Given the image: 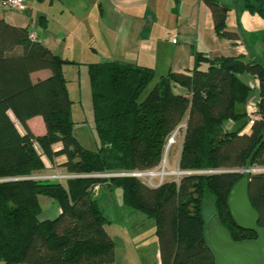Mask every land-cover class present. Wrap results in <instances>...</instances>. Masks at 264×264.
Returning a JSON list of instances; mask_svg holds the SVG:
<instances>
[{
    "label": "trees",
    "instance_id": "trees-1",
    "mask_svg": "<svg viewBox=\"0 0 264 264\" xmlns=\"http://www.w3.org/2000/svg\"><path fill=\"white\" fill-rule=\"evenodd\" d=\"M211 10L217 36L241 39L228 29L229 7L202 0ZM242 10L264 18V0H239ZM264 42V30L261 31ZM19 48V50H18ZM191 73L168 72L151 84L154 70L138 64L103 61L87 64L97 146L87 148L74 134V101L63 67L79 64L55 55L28 38L26 28L0 19V262L2 264H104L114 261L109 222L91 190L107 184L121 190L122 201L156 221L161 264H215L207 238L211 215L230 231L234 241L256 234L234 223L227 206L231 186L242 173L264 166V50L262 57L217 56L194 52ZM205 62L207 69L200 66ZM50 74L33 80L31 74ZM259 83V118L250 132H241L244 104L251 88L238 75ZM175 82L186 89L175 93ZM151 86V87H150ZM41 116L45 132L35 135L27 120ZM237 126L226 131L223 124ZM184 122L177 165L182 170H214L183 175L178 182L150 187L134 177H77L62 184L34 179L45 156L67 172L90 174L149 169L163 160L170 135ZM59 143V148L54 144ZM248 197L264 226V173L248 174ZM39 196L55 200L60 214L40 220Z\"/></svg>",
    "mask_w": 264,
    "mask_h": 264
},
{
    "label": "crops",
    "instance_id": "crops-1",
    "mask_svg": "<svg viewBox=\"0 0 264 264\" xmlns=\"http://www.w3.org/2000/svg\"><path fill=\"white\" fill-rule=\"evenodd\" d=\"M25 1L27 8L23 12L0 5V19L10 25L26 28L28 32H34L36 41L55 55L63 59L83 61L86 68L87 64L103 61L151 67L154 70L151 84L168 72L190 74L194 52H202L209 58L238 55L254 58L262 57L263 53L258 43L255 44L256 50H252L254 48L250 46L249 50L241 31V39L217 36L211 10L202 0ZM230 12L227 16L228 29L235 31L237 29L232 24ZM69 65H64L63 73L67 79L69 96L75 103L71 96V85L75 78H68L65 74V68ZM200 67L207 69L208 64L203 62ZM49 74V70L42 69L33 72L31 77L37 80ZM238 77L251 88L247 101L239 106L247 115V123L241 132L249 133L250 115L259 110V83L255 76L248 73ZM172 88L175 93H186V89L175 82H172ZM74 121L76 138L82 145L91 148L87 140L78 136V122ZM27 125L35 135L45 132L44 121L39 115L28 119ZM236 126L237 123L229 119L224 122L223 129L230 131ZM96 146L95 141L93 148ZM59 147V143L54 144V148ZM41 159L45 165L42 173H45L48 170L44 160L52 167L54 164L63 163L66 158L63 155L58 156L54 163L45 156ZM59 169L65 171L64 167ZM117 189L119 188L101 183L95 196L104 212V203L114 204L112 213L106 214L109 222L105 225L106 232L114 241V261L104 264H161L156 221L152 222L150 219L154 218L125 205L122 196L118 200L114 198ZM38 200L39 203H46L45 208L40 204V220L53 219L60 214V206L52 198L39 196Z\"/></svg>",
    "mask_w": 264,
    "mask_h": 264
},
{
    "label": "rangeland",
    "instance_id": "rangeland-1",
    "mask_svg": "<svg viewBox=\"0 0 264 264\" xmlns=\"http://www.w3.org/2000/svg\"><path fill=\"white\" fill-rule=\"evenodd\" d=\"M218 1L221 2L224 6L229 7L228 12L231 11L230 15L233 20L232 24H234L237 30L242 32L247 48L249 49L250 46L254 48L252 50H256L255 44L258 43V45L261 46L260 47L261 52H263L264 42L261 39L260 33L262 30H264V18L257 15L251 16L249 13L242 10L241 2L239 0H218ZM256 38L258 40L255 41ZM250 52L254 53L253 51ZM75 62H78L79 64L78 65L70 64L69 66H67V68H65L66 76L68 78H72V77L75 78V81H72L73 84L71 85V89H72L71 96L75 100V103L72 107L73 118L78 122L77 124L78 128L76 129L78 136H80L84 140H87L89 146L93 148L95 141L97 142V136L93 125V112H92V104H91V90H90L89 76L87 73L86 64H84L83 61L80 60H76ZM183 128H184V122L179 124L178 127L176 128L177 134L175 137V143H173L167 148L165 145L163 151V160L165 159V165L173 170H175L178 167L177 158L183 138ZM83 136H85V138ZM44 162L47 164L46 169L48 171L43 174L54 175L57 173V170L60 171L59 169L61 167L60 164H54L51 167L48 165V162L46 160H44ZM252 168L255 170L250 173H264V170H260L259 166H252ZM53 169L54 171H52ZM176 177L177 175L168 176L167 181L176 179ZM103 191L104 189L102 187L101 193H103ZM115 193L116 194L114 198L118 200L121 197V190L117 189ZM40 204L43 208H45L46 203L44 201H42ZM104 204L106 206L105 214H107V212H110L111 214L112 213L111 208L114 204L112 203L109 204L104 203ZM110 214L109 216H111ZM150 220L152 222L155 221L154 219H150Z\"/></svg>",
    "mask_w": 264,
    "mask_h": 264
},
{
    "label": "water",
    "instance_id": "water-1",
    "mask_svg": "<svg viewBox=\"0 0 264 264\" xmlns=\"http://www.w3.org/2000/svg\"><path fill=\"white\" fill-rule=\"evenodd\" d=\"M234 171L242 173V176L233 183L228 193V210L237 227L254 232L256 238L234 241L228 228L211 215L206 223L208 243L215 264H264V226L259 225L258 212L248 197L251 167L247 162L243 168Z\"/></svg>",
    "mask_w": 264,
    "mask_h": 264
},
{
    "label": "built area",
    "instance_id": "built-area-1",
    "mask_svg": "<svg viewBox=\"0 0 264 264\" xmlns=\"http://www.w3.org/2000/svg\"><path fill=\"white\" fill-rule=\"evenodd\" d=\"M0 5L6 9H10L18 12H23L27 8V3L25 0H0ZM28 38L31 41H36V34L34 32H28ZM173 41L175 42L176 40L173 39ZM257 118H259L258 112L254 115H250L249 118L250 125L252 124L254 119ZM176 134H177V129L168 138L166 143L167 147L175 143ZM259 169L264 170V166H259ZM254 170L255 169L251 167L250 172ZM52 171H54V169ZM195 172L211 173L214 172V170L191 171V170H182L179 167L173 170L165 165V159H164L163 161H161V163L158 166L149 169H127V170H117V171H107V172H95L90 174H77V173L67 172L66 170L63 172L61 170L60 171L57 170V173L54 175H45L41 173V174H35L31 178L54 180L64 184L68 179L77 178V177H95V178L134 177L150 187H158L162 183L167 181L168 176L177 175L176 179H172V180L178 182L183 175H187ZM99 186L100 184H95L91 186V190L95 196L97 194Z\"/></svg>",
    "mask_w": 264,
    "mask_h": 264
}]
</instances>
